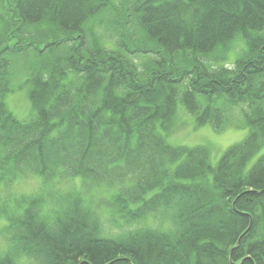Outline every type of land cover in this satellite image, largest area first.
Here are the masks:
<instances>
[{
	"label": "trees",
	"instance_id": "obj_1",
	"mask_svg": "<svg viewBox=\"0 0 264 264\" xmlns=\"http://www.w3.org/2000/svg\"><path fill=\"white\" fill-rule=\"evenodd\" d=\"M124 1L0 0V186L30 176L39 186L2 211L12 223L0 264H264V0ZM119 8L127 18L106 48L96 20ZM39 22L61 33L21 42ZM29 49L33 114L18 121L3 100L11 58ZM224 103L249 132L215 167L206 147L159 133L179 105L219 131ZM67 179L82 189L48 195ZM103 187L113 223L159 216L166 228L103 235L86 196Z\"/></svg>",
	"mask_w": 264,
	"mask_h": 264
},
{
	"label": "rangeland",
	"instance_id": "obj_2",
	"mask_svg": "<svg viewBox=\"0 0 264 264\" xmlns=\"http://www.w3.org/2000/svg\"><path fill=\"white\" fill-rule=\"evenodd\" d=\"M117 5H122L124 0H114ZM114 14H101V18L107 19V21L96 20L99 24L96 26L94 34H96V40H100L104 47L115 48V29H121L122 16L124 15L123 9H117ZM111 21V22H110ZM132 22V21H130ZM129 22V23H130ZM109 24V26H108ZM128 28V26H127ZM122 30V29H121ZM134 30L133 25L126 30L132 32ZM59 32L57 28H54L50 24L45 22H39L37 25L28 26L25 28L24 34L22 36V41L31 42V45H36L41 43L43 38H52ZM98 38V39H97ZM16 42V40H14ZM35 42V43H34ZM138 44V43H137ZM33 48V46H30ZM241 52L240 48H237ZM234 56L226 60V63H231ZM11 70H10V82L11 91L4 96V104L11 115L19 120L26 121L31 118L32 107L29 100V86L27 83L28 77L32 70L37 68L38 57L33 49H29L23 54L14 56L11 58ZM135 63H137V68L139 69L142 65V59L135 58ZM33 68V69H32ZM223 105H226L225 103ZM227 106V123L219 131H215L212 127L207 124L203 126L195 127L193 122V117L186 113L185 109L179 105L177 112L170 123L171 128L169 132L159 131L160 135L164 137L165 142L170 146H184V147H194V146H204L209 150L210 163L213 167L216 166L218 160L224 154L228 148L242 142L248 134V129L242 127L243 124L241 118V112L239 108H235L230 105ZM264 151V148L260 150ZM254 160V159H253ZM251 160V161H253ZM250 161V162H251ZM15 178L10 186L1 185L0 187V255L5 251L9 250L11 246L9 239L7 237L6 228L12 223L10 219L6 220V213L15 210L17 208V202L23 197H32L34 195H39V186L37 185V177H27V178ZM81 183L78 179H67L66 181L57 180L48 184V195L53 196H63L66 198V194L81 190ZM113 190L103 188H94L91 194L89 192L86 196H89V201L96 205L99 212V219L102 225L103 235L109 237H115L122 233L128 231H136L138 229H164L162 225H166V221L162 220L159 216H151L146 219H138L137 221H132L128 224H116L111 221L108 215L107 209L108 199H106ZM51 207L50 203L45 205L44 209L48 212V208ZM23 263V262H22ZM25 264H27L25 262Z\"/></svg>",
	"mask_w": 264,
	"mask_h": 264
},
{
	"label": "bare ground",
	"instance_id": "obj_3",
	"mask_svg": "<svg viewBox=\"0 0 264 264\" xmlns=\"http://www.w3.org/2000/svg\"><path fill=\"white\" fill-rule=\"evenodd\" d=\"M245 128V127H244ZM247 128V127H246ZM248 129V128H247ZM249 132V129L247 130ZM248 135V134H247Z\"/></svg>",
	"mask_w": 264,
	"mask_h": 264
},
{
	"label": "water",
	"instance_id": "obj_4",
	"mask_svg": "<svg viewBox=\"0 0 264 264\" xmlns=\"http://www.w3.org/2000/svg\"><path fill=\"white\" fill-rule=\"evenodd\" d=\"M239 242V241H238Z\"/></svg>",
	"mask_w": 264,
	"mask_h": 264
}]
</instances>
